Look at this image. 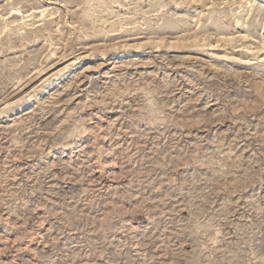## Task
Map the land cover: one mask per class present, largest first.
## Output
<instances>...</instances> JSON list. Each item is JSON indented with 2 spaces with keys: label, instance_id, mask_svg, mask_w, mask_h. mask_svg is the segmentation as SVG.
<instances>
[{
  "label": "rangeland",
  "instance_id": "1",
  "mask_svg": "<svg viewBox=\"0 0 264 264\" xmlns=\"http://www.w3.org/2000/svg\"><path fill=\"white\" fill-rule=\"evenodd\" d=\"M152 1L0 0V264H264V0Z\"/></svg>",
  "mask_w": 264,
  "mask_h": 264
},
{
  "label": "bare ground",
  "instance_id": "2",
  "mask_svg": "<svg viewBox=\"0 0 264 264\" xmlns=\"http://www.w3.org/2000/svg\"><path fill=\"white\" fill-rule=\"evenodd\" d=\"M97 1V0H96ZM154 1V0H153ZM152 1V2H153ZM193 1V0H192ZM92 2V1H91ZM157 2V1H156ZM198 2H200V0L198 1ZM231 2V1H230ZM48 3V2H47ZM103 3V2H102ZM232 3V2H231ZM249 3H250V1H249ZM149 4H151V3H149ZM155 4V3H154ZM157 4V3H156ZM91 5V4H90ZM93 5V4H92ZM219 5V4H218ZM248 5V4H247ZM14 9V8H13ZM12 9V10H13ZM14 11H16L15 9H14ZM10 12H12V11H10ZM9 12V13H10ZM18 12V11H17ZM44 11H42L41 12V14L43 13ZM39 14V13H38ZM49 15H52V14H49ZM86 15V14H85ZM40 17V16H39ZM38 17V18H39ZM26 17H23L22 16V18H19L18 16H17V13L16 12H14V13H12L11 14V22L10 23H12V24H22V20H24ZM37 22V21H36ZM38 22H39V20H38ZM166 24H168V22L166 23ZM169 24H171V23H169ZM17 26V25H16ZM47 25H45V27H46ZM168 27V26H167ZM170 27V26H169ZM157 34V33H156ZM161 37V36H160ZM182 38V37H181ZM153 39H155V38H153ZM163 39V38H162ZM161 38H156V42H155V44L156 45H158V47H159V45H161L160 43H161V41H163ZM174 41V40H173ZM205 41H206V39H205ZM234 41V39L233 38H231L230 40H225V41H223V42H227L228 44H230V43H232ZM65 42V41H64ZM147 42V41H146ZM151 42V41H150ZM154 42V41H153ZM201 42V41H200ZM209 42V41H208ZM218 42H219V40H218ZM235 42V41H234ZM200 44V43H199ZM226 44V43H225ZM154 45V44H153ZM262 50H264V45H263V48H262ZM50 56V55H49ZM8 104V103H7ZM23 105H25V104H19V106L21 107H25V106H23Z\"/></svg>",
  "mask_w": 264,
  "mask_h": 264
}]
</instances>
